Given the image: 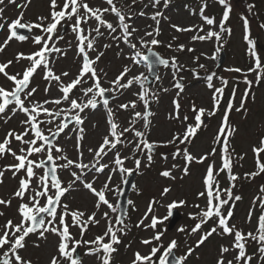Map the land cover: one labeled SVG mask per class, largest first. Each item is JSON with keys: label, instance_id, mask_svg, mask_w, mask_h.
<instances>
[{"label": "snow or ice", "instance_id": "6c2138e0", "mask_svg": "<svg viewBox=\"0 0 264 264\" xmlns=\"http://www.w3.org/2000/svg\"><path fill=\"white\" fill-rule=\"evenodd\" d=\"M222 6V18L217 25L214 17L204 15L207 7V0H201L199 14L203 24L183 27L177 24L170 26L178 33H194L191 36V41L204 42L212 41L215 38L217 47L215 53H219L223 47L222 40L224 34L229 36L232 29L225 25L230 19L233 11L231 0H217ZM8 4H16V0H7ZM107 7L90 6L87 0H63L62 6L58 0H50V11L47 16H40L37 22L24 21L23 12L8 23L3 18L4 8L0 7V30L5 28L7 24L8 35L3 43H0V52L14 39L18 42H25L30 37L35 45H40V48L29 55L18 53L15 60L29 61L23 73L9 75L7 69L12 63V60L0 64V73H2L8 81L13 83V87L8 90L0 86V118L7 123L17 112L22 113L26 119L22 120L21 126L23 131L17 133L14 129L9 130L2 141H0V159L5 155H11L17 163L7 165L3 170H0V184L3 183V177L6 171L12 172V177L16 178L21 172L23 176L18 181V187L14 191L13 198H18L20 203L17 211L20 216L19 223H13L9 219L4 225H0V264H32L30 259H26L21 253L26 248V239L32 235H37L47 240L48 234L55 235L58 238L56 245V254L51 255L49 264H82L83 256H94L99 261V264H111L112 256L118 251L116 245L120 240V235L126 234L125 229L128 227L124 223L127 216V208H124L120 202L115 205L106 198V193L115 191L118 195H124L119 188L111 189L109 186L112 182L113 175L117 172L121 176V181L125 185H131L136 189V185L132 183L128 177L133 173L139 174L142 159L146 157L147 163L150 166L154 160V155L159 147H167L168 145H176V151L172 153L173 159L182 157L185 166L183 168L184 175L189 174L190 165L195 163H204L209 156H214L216 149L211 153H207L200 157L194 156L187 147L192 139L198 134L202 126L206 122V118H211L216 114L222 101V96L227 87L228 81L220 78L221 87H215L213 84L216 72H211L205 76L208 82L207 86L213 89V110L209 111L201 107L196 108L192 105V111L195 113V124L187 125L183 133H175L172 138L165 142L149 141L148 134L152 125V117L156 115L151 110L153 103H158L159 92L152 89L149 76L144 73L129 75L133 67L143 64L149 73L156 72L157 66L170 68L172 70L174 85L177 89V97L173 100V112L169 113V119L180 123H186L189 119L185 113L181 120V104L179 96L184 91L183 77L179 73L183 71H191L194 77L198 78L197 67L187 69L185 65L179 63L178 56L164 58L158 52L154 51V47L160 46L163 42L158 39L161 35V21H170V18L165 15L164 10L167 9L171 0H132L131 4H123L121 0H103ZM120 4L118 7L117 4ZM140 3L144 8L151 7L154 9L148 17L155 23V27L149 31L146 26L143 30V35L137 34L141 31L132 23L137 15L135 6ZM5 0H0V5H4ZM162 6V7H161ZM27 7V5H24ZM254 4H247L246 8L249 13H252ZM192 14H196L193 10ZM107 15H112L116 19V23L108 20ZM139 16H146L147 13L143 10L138 13ZM74 19V23L72 22ZM95 21V27L90 21ZM243 21L244 40L248 45V55L250 56L253 66L247 70L243 77V83L248 87L241 97L240 104L235 107L236 112L246 111L245 104L251 94L253 84L259 85L264 80V62L257 50V43L251 37L250 20L247 16L241 15ZM204 25H217L216 29L209 27L205 32ZM260 28L264 29V23L260 24ZM39 29L41 34L32 36V30ZM70 31L74 34L77 40V54L81 58L82 63L78 74L67 83L64 77L70 74L64 71L56 74L52 64L55 59L66 55V49L58 46L59 41L64 39L66 32ZM204 33V34H201ZM152 37V39H148ZM102 38H107L117 44L123 43L129 49V55L125 58L131 61V66L125 65L115 79L107 81L109 87L103 86V78H106L108 73L103 69L96 67L97 63L104 56V51L98 48V42ZM176 40L177 37H173ZM111 43H105L103 49L111 48ZM169 49H173V44L167 45ZM141 49L146 50L144 54ZM175 50L178 52L188 51L192 53L195 49L184 44L175 45ZM95 52L92 57L90 53ZM208 59L215 60L216 55L213 54ZM199 57L194 58V62L198 63ZM204 64H198L199 69H204ZM43 68V78L48 81L44 92L47 96L53 86L61 95L50 97L43 101L32 99L37 92L36 87L31 86V79L38 69ZM229 72L240 73V68L226 69ZM255 73V80L248 79V74ZM155 81H159V73L153 77ZM137 86L139 91L134 93L137 99L119 103L115 106V110L110 106L111 102L119 99L126 91ZM162 91L168 92L169 89L163 88ZM236 88H233L231 97L228 100L225 108V113L222 118L219 130L214 137V143L220 144L221 152V167L214 168V161L209 163L206 174L203 179L204 191L198 193V196L206 197V208L201 209L198 214L191 215L190 218L197 220L194 227L191 228V233L195 234L201 230L202 226L209 220L215 218V225L207 232H204L197 241V246L202 245L214 233H219L222 236H232L231 246L221 245L219 248V256L216 264H264V185L260 186L259 194L253 198L252 208L248 214V222L251 223L255 209L259 207L260 215L257 220L256 229L244 232L243 229L237 228L236 225L230 224L233 218L232 201H240V195H234L233 189L236 187V181L239 177L232 173L234 162L230 149V138L236 132L235 127L229 120V114L234 108L236 96ZM142 104L143 111L137 110ZM49 105L51 107H49ZM11 106V107H10ZM107 114L108 129L106 134L102 136V142L97 148H88V154L91 159L88 162L84 160L82 149V141L85 138L86 129L83 127L87 119V111H95L99 108ZM120 111L130 112V117L127 120V126L118 123L117 113ZM10 112V115L8 114ZM142 122V123H141ZM140 124L137 128L136 125ZM71 132L75 135L77 159L73 160L67 155L64 146L59 144V139L62 135L67 136ZM132 133L129 138L126 134ZM30 137V138H28ZM16 141L20 144L18 149L12 148V142ZM180 145L185 147L180 148ZM119 146V147H118ZM125 148H131V156H123L122 151ZM252 151L256 155L257 171L246 173V179H253L257 175L264 174V163L261 162L260 156L264 153V138L260 140V146H254ZM113 154L111 161H106L105 158L109 154ZM33 157H36L33 159ZM161 158L167 161L168 155L162 153ZM134 160V168L125 167L127 160ZM243 159V156L240 157ZM63 161V163H60ZM177 168L176 164L172 165V169ZM109 170L107 181L103 187L97 190L94 187V181H87L86 177L92 174H102L105 170ZM37 170H43L42 174ZM68 172L72 177L66 182L60 178L61 174ZM226 172L229 180V187L222 189L219 180L217 179L220 173ZM160 175L164 178L175 177L171 170L165 169ZM35 181V183H33ZM82 184L84 189L90 191L97 197L95 209L98 211L101 205L106 206L110 212L116 213L120 209V214L115 217V223L108 217V212L103 214V218L108 221L106 231L102 235H97L93 240H85L83 237L88 230V227L99 224L96 218L97 212L86 214L80 209H73L68 203H64L62 198L67 193L74 190L75 185ZM170 191L169 188L163 189V194L166 195ZM43 201V202H42ZM11 199L0 198V205L11 206ZM127 205H133V201L128 199ZM155 201L150 203L147 214L152 213V208ZM186 201H177L168 205V217L171 216L172 210L184 206ZM199 208V205H194ZM227 208L225 213L224 209ZM147 214L144 219L147 218ZM4 215L0 212V216ZM71 219V223L67 222V218ZM167 219V217L165 218ZM161 221L153 216L151 224L153 229ZM144 220L141 219L137 227L143 225ZM71 227H79L80 238L77 239L71 232ZM180 232H184L183 227L179 228ZM162 233L155 234L151 239L142 241L144 245L159 242L162 239ZM251 244H255L256 248L252 254H249L248 248ZM178 241L173 239L168 246L163 249L153 246L149 255H141L135 253V258L132 264H185L187 257L190 256L194 249L189 247L185 255L177 256L175 250L178 248ZM85 248L83 254L79 249ZM160 253L158 260L157 254ZM230 253H235L232 258L226 259Z\"/></svg>", "mask_w": 264, "mask_h": 264}, {"label": "rangeland", "instance_id": "374dc122", "mask_svg": "<svg viewBox=\"0 0 264 264\" xmlns=\"http://www.w3.org/2000/svg\"><path fill=\"white\" fill-rule=\"evenodd\" d=\"M90 6H101L107 7L103 0H87ZM125 5L131 4L132 0H121ZM58 3L62 6L63 0H58ZM147 3V0H145ZM199 1L196 0H171V3L167 9H162L170 18V21H161V35L158 37L163 43L160 46L154 47V51L158 52L164 58H171L172 56H178L179 63L186 66L187 69L197 67L198 78L194 77L191 71H183L179 73L182 76L184 91L179 96V102L181 104V120L183 115L186 113L189 117L186 123H180L175 120L169 119V113L173 112V100L177 97V89L173 87L174 80L172 75V70L170 68L160 67L158 73L160 76L159 81L150 79L153 90H158L159 100L158 103H153L151 105V110L156 113L152 117V125L150 132L148 134L149 141L165 142L172 138L175 133H183L187 125L195 124L194 116L195 113L191 110L193 103L196 108L201 107L206 110H213V89H210L205 79L207 74L211 72H216L217 76L214 77L213 84L215 87H221L220 78H224L228 81L227 87L222 96V101L220 103L219 109L214 116L211 118H206L205 124L202 126L198 134L192 139L191 143L187 145L189 151L196 157H200L207 153H211L215 148L216 152L214 156H209L204 163L193 162L189 168V174L184 175L183 168L185 162L182 157L173 159L172 153L176 151V145H168L167 147L157 148L154 160L149 166L146 157H140L142 159L141 168L139 174H135L134 184L136 189H132L129 199L134 203L128 206L127 216L124 223L128 225L125 229L126 234L120 235L121 242L116 245L118 251L112 256L111 264H132L135 253L139 252L141 255H149L151 248L153 246L161 248V253L163 249L168 246L171 240L175 239L178 241V248L175 250L177 256L185 255L191 247L193 250L192 254L187 257L185 264H216L217 257L219 256V248L223 244L225 246H231L233 240L232 236H222L219 233H214L209 237L202 245L197 246V241L200 239L204 232L209 231L215 225V218L209 220L204 224L201 230L197 231L195 234L191 233V228L197 223V220L190 218L191 215L198 214L201 209L206 208L207 199L206 197H199L198 193L204 191L203 179L206 174V169L209 163L214 161V168L219 169L221 167V152L220 144L214 143V137L216 136L219 127L222 122V118L225 113V108L227 106L228 100L231 97L233 88H236V96L234 101V108L229 114V120L231 124L235 127L236 132L234 136L230 138V149L234 150L232 152V159L234 166L232 173L237 175L239 179L235 182L236 187L233 189L234 195H240L242 199L240 201H232L233 207V218L230 224L236 225L237 228L243 229L244 232L249 230H255L257 227V220L260 215V209L257 207L252 216L251 223L248 222V214L252 208L253 198L259 194L260 186L264 185V174L257 175L253 179H246L245 174L257 171L256 165V155L252 151L253 147L260 146L261 138H264V80L257 86L253 84L251 88V94L249 99L245 104L246 111L236 112L235 107L240 104L241 97L247 89V85L243 83L244 74L252 66L249 65L251 61L248 55V45L244 40V30L243 21L241 20V15H245L250 20L251 37L262 46L264 49V29L260 28V24L264 23V0H231L233 11L230 15V19L225 25L232 29V33L229 36L227 33L224 34V38L221 43L223 47L219 53H215V49L218 46L215 42V38L212 41H191V36L194 33H178L170 25L177 24L183 27L201 25L203 21L201 20L199 14L200 8ZM254 4L255 7L252 13L247 11L246 5ZM27 5V7H24ZM119 7L120 4L118 3ZM3 7L4 13L3 18L8 23L16 19L21 12L24 14V21L37 22V18L40 16H47L50 11V0H16V4H8L5 0ZM162 7V6H161ZM137 15L134 17L132 23L135 27L141 31L137 34L138 36L143 35V30L146 26L151 25L148 28L151 31L155 27L154 21L148 18L152 12L153 8L144 6L137 3L135 6ZM147 13L146 16H139L140 11ZM195 10L196 14H192ZM223 8L217 2V0H207V7L205 9L204 15L209 17H214L217 25L222 18ZM108 20L116 23V19L112 15H107ZM2 22V21H0ZM75 22L74 19L72 21ZM93 27H95V21H90ZM217 25L207 26L204 25L205 32L209 27L216 29ZM39 29L32 30V36L40 35ZM204 34V33H201ZM8 35L7 24L3 30H0V43L6 39ZM173 37H177L173 40ZM152 39V37H148ZM105 43H111L112 47L107 50L103 49ZM169 43L173 44V49H169L167 45ZM184 44L186 48L191 47L195 49L194 52L189 53L188 51L178 52L175 50V45ZM59 47L66 49V55L63 57H57L53 67L56 74H60L64 71L69 72L68 77H64L65 83L73 79L79 72L82 60L77 54V40L70 31L66 32L64 39L59 41ZM98 48L104 51V56L97 63L96 67L98 69H103L108 73L106 78H103V86L109 87L107 81L115 79L119 72L123 69L125 65L131 66V61L125 57L129 55V49L123 43L117 44L107 38H102L98 42ZM40 45H35L31 37L25 42H18L15 39L9 43L3 52H0V64L6 63L12 60L13 63L5 69L9 75H15L17 73H23L24 69L29 66V61L20 60L16 61L15 57L18 53H24L29 55L32 52L38 50ZM258 53L261 56V51L258 49ZM141 51L146 54V50L141 49ZM213 54L216 55V59H208L206 57H211ZM222 54H225L224 63L219 66V58ZM92 57L96 55L95 52L90 53ZM199 57L198 63L194 62V58ZM262 62L264 59L262 58ZM198 64H204L206 67L204 69H199ZM229 68H240L242 71L229 72L226 69ZM139 73H144L149 76L147 68L140 64L139 66L133 67L132 72L129 75H136ZM44 70L40 68L34 74L31 79V86L36 87L38 90L32 97V99L37 101H43L50 97H56L61 95L53 86L48 93L45 95L44 89L48 85V81L43 78ZM248 79L255 80V73L248 74ZM0 86L5 87L10 90L14 85L11 81L0 73ZM163 88L169 89L168 92L162 91ZM139 88L134 86L124 93L122 97L111 102L115 110V106L119 103H124L127 101L136 100L137 97L134 93L138 92ZM11 107V106H10ZM49 107H51L49 105ZM139 111H143V106L140 104L138 107ZM10 115V112L8 113ZM118 123L123 126H127V120L130 117V112L120 111L117 113ZM26 119V117L17 112L7 123L4 122L3 118H0V141L4 139L9 130H15L17 133L22 132L24 129L21 126V121ZM107 114L103 108H99L95 111H87V119L83 127L86 129L85 138L82 141V151L84 153V160L88 162L91 157L88 154V148H97L102 142V136L106 134L107 125ZM142 123V122H141ZM137 128L140 124L136 125ZM129 138L132 137V133L126 134ZM30 138V137H28ZM59 144L64 146L69 158L76 160L77 152L75 149L76 139L75 135L71 132L67 136L62 135L59 139ZM12 148L18 149L20 144L16 141L12 142ZM119 147V146H118ZM180 148L185 147V145H180ZM167 154L168 159L164 161L161 158V154ZM123 156H131V148H125L122 151ZM243 156V159L240 157ZM36 157H33L35 159ZM113 159V154H109L105 158L106 161H111ZM260 160L264 163V153L261 154ZM17 161L11 155H5L4 158L0 159V170H3L5 166L15 164ZM60 163H63L61 161ZM176 164L177 168L172 169V165ZM125 167L134 168V160L129 159L125 163ZM171 170L174 179L164 178L160 173L165 170ZM38 173L42 174L43 170H37ZM24 173L21 172L16 178L12 177L11 171H6L3 177V183L0 184V198L11 199V206L0 205V212L4 215L0 216V225H4L9 219L13 223H19L20 216L18 215V205L20 200L18 198H13V193L18 187V181L23 176ZM109 175V170H105L102 174H92L86 177L87 181H94V187L99 190L103 187L104 183L107 181ZM60 178L62 181L68 182L72 177L68 172L61 174ZM222 189L229 187V180L226 172L220 173L217 178ZM35 183V181H33ZM123 183L121 181V176L117 172L113 175L112 182L110 184L111 189L119 188L122 190ZM167 187L170 191L164 195L163 189ZM106 198L114 205L119 202L120 195L115 191H109L106 193ZM186 201L184 206L173 209L172 212L178 211L182 216L181 220L173 229H169L170 218L168 217V205L177 201ZM64 203H68L73 209H80L86 212V214H91L93 211L97 212L96 218L100 221L98 225L89 226L87 232L84 235L85 240H93L97 235H102L107 228L108 221L103 218V214L108 212V217L115 223V217L119 215V209L116 213L110 212V210L101 205L100 209L97 211L95 209V203L97 197L93 195L90 191L84 189L82 184L77 183L74 190L66 194L62 198ZM155 201L152 208V213L147 214L150 203ZM43 202V201H42ZM194 205H199L200 207H194ZM225 213L227 208L224 209ZM147 214V218H145ZM172 215V214H171ZM157 217L161 222L157 224V227L153 229L149 225L151 224L152 217ZM167 217V219H165ZM143 219L144 223L140 227L136 225ZM67 222L71 223L70 217L67 218ZM183 227L184 232H180L179 228ZM70 232L77 238H80L79 227H71ZM162 233V239L159 242H153V244L144 245L142 243L145 239H151L155 234ZM27 246L22 251V255L26 259H30L32 264H49L51 255L56 254V245L58 243V238L55 235L48 234L47 240L41 239L38 234L32 235L26 239ZM256 245L251 244L248 248L249 254L255 251ZM80 253L83 254L85 251L84 247L79 249ZM160 253L157 254V260ZM235 253H230L226 256V259L232 258ZM82 264H99V261L94 256H83ZM235 264V262H234ZM255 264V261L253 262Z\"/></svg>", "mask_w": 264, "mask_h": 264}, {"label": "water", "instance_id": "95a60500", "mask_svg": "<svg viewBox=\"0 0 264 264\" xmlns=\"http://www.w3.org/2000/svg\"><path fill=\"white\" fill-rule=\"evenodd\" d=\"M261 49H263V47H261V46H259ZM224 60H225V54H222L221 56H220V59H219V66H221L223 63H224ZM161 66H157L156 67V72H158V69L160 68ZM156 72H153V73H150L149 74V80L150 79H153V77L156 75ZM128 179L132 182V183H134V181H135V174H133L131 177H128ZM132 187H131V185H123V189H122V191H123V193H124V195H122V196H120V200H119V202L122 204V206L124 207V208H127V212H128V206L129 205H127V203H126V201L129 199V195H130V193H131V191H132ZM119 214H120V209H119ZM181 218H182V216L179 214V212L178 211H174V212H172V215H171V218H170V224H169V229L171 230V229H173L176 225H177V223L181 220ZM177 255V254H176Z\"/></svg>", "mask_w": 264, "mask_h": 264}, {"label": "trees", "instance_id": "16d2710c", "mask_svg": "<svg viewBox=\"0 0 264 264\" xmlns=\"http://www.w3.org/2000/svg\"><path fill=\"white\" fill-rule=\"evenodd\" d=\"M196 1L201 2V0H196ZM260 53H261V58L264 59V53H262V52H260ZM262 61H263V60H262ZM249 65L253 66V62H252V60L249 62ZM220 147H221V145H220Z\"/></svg>", "mask_w": 264, "mask_h": 264}]
</instances>
